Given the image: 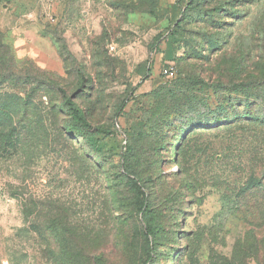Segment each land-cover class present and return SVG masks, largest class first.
Returning a JSON list of instances; mask_svg holds the SVG:
<instances>
[{"label": "rangeland", "instance_id": "374dc122", "mask_svg": "<svg viewBox=\"0 0 264 264\" xmlns=\"http://www.w3.org/2000/svg\"><path fill=\"white\" fill-rule=\"evenodd\" d=\"M69 260L264 264V0H0V264Z\"/></svg>", "mask_w": 264, "mask_h": 264}, {"label": "trees", "instance_id": "16d2710c", "mask_svg": "<svg viewBox=\"0 0 264 264\" xmlns=\"http://www.w3.org/2000/svg\"><path fill=\"white\" fill-rule=\"evenodd\" d=\"M198 0H191L192 3H196ZM159 42V39L156 41L155 45ZM60 93L63 98V103L66 108V115L69 118V123L66 125V133L68 134H76V133H85L89 135H98V136H111L113 133L109 129L101 128L98 126L92 125L89 120L87 119L85 113L76 106L73 99L67 95V93L60 89ZM129 103V99L126 98L123 100L121 105L119 106L115 117H119L124 110L126 109ZM130 182L138 189V185L136 181L132 178H129ZM140 191V189H138ZM145 194H143V203H142V210L145 209ZM26 206H24L25 210ZM27 211V208H26ZM30 210H28L29 212ZM148 237L155 239V234L153 230L148 231ZM151 260V257L149 258ZM68 263L73 264L72 260H69Z\"/></svg>", "mask_w": 264, "mask_h": 264}]
</instances>
